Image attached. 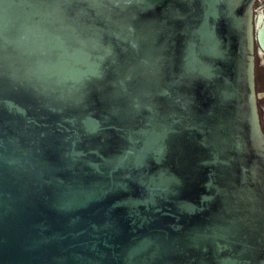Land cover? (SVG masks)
Returning a JSON list of instances; mask_svg holds the SVG:
<instances>
[{
	"label": "water",
	"instance_id": "obj_1",
	"mask_svg": "<svg viewBox=\"0 0 264 264\" xmlns=\"http://www.w3.org/2000/svg\"><path fill=\"white\" fill-rule=\"evenodd\" d=\"M254 1L0 0V264H264Z\"/></svg>",
	"mask_w": 264,
	"mask_h": 264
},
{
	"label": "flooded vegetation",
	"instance_id": "obj_2",
	"mask_svg": "<svg viewBox=\"0 0 264 264\" xmlns=\"http://www.w3.org/2000/svg\"><path fill=\"white\" fill-rule=\"evenodd\" d=\"M257 1L260 0H255L253 4V13L255 16L254 17L255 28L257 21V14L260 12V10H264V5H262L261 7H256ZM262 3H264V0ZM261 57H263V61H261ZM261 68L264 71V50L260 48V42L258 38H256L255 39V87H256L257 107L259 112L260 124L264 130V89L261 91V96L258 97L257 95V93L260 92L257 88V78Z\"/></svg>",
	"mask_w": 264,
	"mask_h": 264
},
{
	"label": "snow or ice",
	"instance_id": "obj_3",
	"mask_svg": "<svg viewBox=\"0 0 264 264\" xmlns=\"http://www.w3.org/2000/svg\"><path fill=\"white\" fill-rule=\"evenodd\" d=\"M212 2L215 3L216 0H212ZM244 2H245V0H231V3H232L234 6L237 5V4H242V3H244ZM249 2H250V0H249ZM233 20H234V23H235L238 27L241 26V25H244V24H246V23L248 22V18H247V16L245 17L244 20H241V19H238V18H233ZM262 39H264V30H262ZM190 56H192V55H191V50H190ZM249 75H250V69H249ZM246 123H247V121H246ZM93 127H95V125H93ZM255 138H256L257 143H258L262 148H264V136H260L259 133H257ZM130 143H131V142H130ZM128 155H131V153H127V154H125V157H124L125 160L127 159V156H128Z\"/></svg>",
	"mask_w": 264,
	"mask_h": 264
},
{
	"label": "rangeland",
	"instance_id": "obj_4",
	"mask_svg": "<svg viewBox=\"0 0 264 264\" xmlns=\"http://www.w3.org/2000/svg\"><path fill=\"white\" fill-rule=\"evenodd\" d=\"M262 2H263V0L257 1L256 7H261L262 5H264V3H262ZM261 61H263V57H261ZM257 88L260 91L259 93H257V95L259 97V96H261V91L264 89V71L262 70V68L260 69L259 75L257 78Z\"/></svg>",
	"mask_w": 264,
	"mask_h": 264
},
{
	"label": "bare ground",
	"instance_id": "obj_5",
	"mask_svg": "<svg viewBox=\"0 0 264 264\" xmlns=\"http://www.w3.org/2000/svg\"><path fill=\"white\" fill-rule=\"evenodd\" d=\"M256 27L258 28V31L260 32V48L264 49V39H262V30H264V10H260V12L257 14V21H256Z\"/></svg>",
	"mask_w": 264,
	"mask_h": 264
}]
</instances>
